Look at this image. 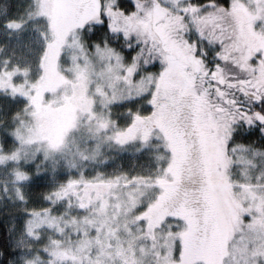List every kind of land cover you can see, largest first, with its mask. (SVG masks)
I'll return each instance as SVG.
<instances>
[{"label":"snow or ice","instance_id":"snow-or-ice-1","mask_svg":"<svg viewBox=\"0 0 264 264\" xmlns=\"http://www.w3.org/2000/svg\"><path fill=\"white\" fill-rule=\"evenodd\" d=\"M0 264H264V0H0Z\"/></svg>","mask_w":264,"mask_h":264}]
</instances>
